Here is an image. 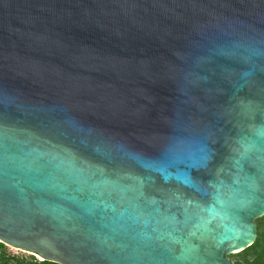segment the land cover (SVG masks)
Instances as JSON below:
<instances>
[{"label": "water", "instance_id": "95a60500", "mask_svg": "<svg viewBox=\"0 0 264 264\" xmlns=\"http://www.w3.org/2000/svg\"><path fill=\"white\" fill-rule=\"evenodd\" d=\"M261 212L264 0H0V243L235 264Z\"/></svg>", "mask_w": 264, "mask_h": 264}, {"label": "trees", "instance_id": "16d2710c", "mask_svg": "<svg viewBox=\"0 0 264 264\" xmlns=\"http://www.w3.org/2000/svg\"><path fill=\"white\" fill-rule=\"evenodd\" d=\"M257 238L254 244L244 251L231 255L235 264H264V216L256 220ZM58 264L50 261H40L35 256H11L7 248L0 243V264Z\"/></svg>", "mask_w": 264, "mask_h": 264}, {"label": "rangeland", "instance_id": "374dc122", "mask_svg": "<svg viewBox=\"0 0 264 264\" xmlns=\"http://www.w3.org/2000/svg\"><path fill=\"white\" fill-rule=\"evenodd\" d=\"M5 246L7 248L8 254L11 255V256H23V257H26V258H30L32 256L31 254H28V253L19 251V250L15 249V248H12V247L7 246V245H5ZM36 258L38 260H40V258H38V257H36ZM40 261H42V260H40Z\"/></svg>", "mask_w": 264, "mask_h": 264}, {"label": "snow or ice", "instance_id": "6c2138e0", "mask_svg": "<svg viewBox=\"0 0 264 264\" xmlns=\"http://www.w3.org/2000/svg\"><path fill=\"white\" fill-rule=\"evenodd\" d=\"M260 214H264V212H261Z\"/></svg>", "mask_w": 264, "mask_h": 264}]
</instances>
